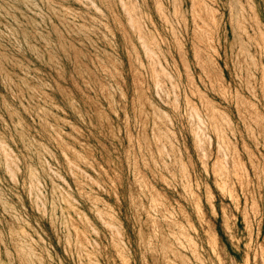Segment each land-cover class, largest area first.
<instances>
[{"label":"rangeland","instance_id":"1","mask_svg":"<svg viewBox=\"0 0 264 264\" xmlns=\"http://www.w3.org/2000/svg\"><path fill=\"white\" fill-rule=\"evenodd\" d=\"M0 264H264V0H0Z\"/></svg>","mask_w":264,"mask_h":264}]
</instances>
